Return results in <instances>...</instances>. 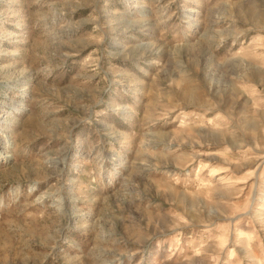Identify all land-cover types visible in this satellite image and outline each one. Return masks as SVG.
<instances>
[{"label":"rangeland","instance_id":"obj_1","mask_svg":"<svg viewBox=\"0 0 264 264\" xmlns=\"http://www.w3.org/2000/svg\"><path fill=\"white\" fill-rule=\"evenodd\" d=\"M0 264H264V0H0Z\"/></svg>","mask_w":264,"mask_h":264}]
</instances>
